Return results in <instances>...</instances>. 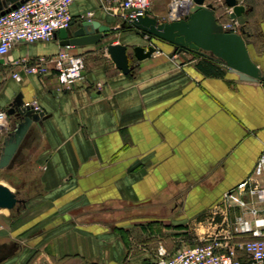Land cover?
<instances>
[{
  "label": "crops",
  "instance_id": "1",
  "mask_svg": "<svg viewBox=\"0 0 264 264\" xmlns=\"http://www.w3.org/2000/svg\"><path fill=\"white\" fill-rule=\"evenodd\" d=\"M172 1L150 0L148 10L171 21ZM242 1L264 73V0ZM71 11L76 24L90 18L111 31L82 46L62 45L58 31L0 55V106L37 99L44 112L0 170L22 200L0 208V264H155L159 243L175 251L215 230L221 216L212 221V207L253 170L264 147V81L240 79L212 53L178 51L123 27L119 0H76ZM152 40L158 50L137 59L134 46ZM111 43L129 46L128 74ZM65 48L85 59V79L67 88L54 69ZM39 56L55 58L42 76L13 64ZM17 68L20 81L11 76ZM13 119L0 127V153ZM193 231V241L177 244Z\"/></svg>",
  "mask_w": 264,
  "mask_h": 264
},
{
  "label": "built area",
  "instance_id": "2",
  "mask_svg": "<svg viewBox=\"0 0 264 264\" xmlns=\"http://www.w3.org/2000/svg\"><path fill=\"white\" fill-rule=\"evenodd\" d=\"M76 0H25L0 14V55L7 54L14 44L52 40L61 28L73 22L71 7ZM124 21L131 22L138 14H145L150 0H119ZM192 0H173L170 3L171 18H184ZM228 31L241 32V25L230 18L231 9L225 7ZM149 11V10H148ZM184 16V17H183ZM149 38L151 36L147 35ZM149 45H155L153 40ZM55 68L61 86L67 88L74 81L85 79V59L62 49L57 54ZM54 57L39 56L33 60L15 59L16 67H23L29 74L44 75ZM225 65V64H224ZM22 79L17 68L11 73ZM23 109L43 112L37 99L26 101ZM9 121L6 109L0 106V127ZM236 210V211H235ZM235 215L231 217V212ZM212 221L221 222L215 230L205 232L197 240L175 251L159 243L155 264H264V147L251 173L225 192L220 203L210 211Z\"/></svg>",
  "mask_w": 264,
  "mask_h": 264
},
{
  "label": "water",
  "instance_id": "3",
  "mask_svg": "<svg viewBox=\"0 0 264 264\" xmlns=\"http://www.w3.org/2000/svg\"><path fill=\"white\" fill-rule=\"evenodd\" d=\"M25 0H0V8L5 7L0 14ZM227 6L231 9L230 18L241 26V32L228 31L217 15L218 10ZM246 17V4L242 0L216 1L192 0L188 14L184 18L171 21H159L147 10L145 14H138L131 22L123 21L125 28H137L143 34L172 43L178 51H195L201 54L212 53L219 58L226 67L239 75L242 80L264 81V73L251 55L246 36L251 33L246 26L249 23ZM111 27L98 20L84 18L79 23L74 21L68 28H61L59 35L64 46H82L99 43ZM155 43V42H154ZM156 44V43H155ZM158 50L156 45L147 48L142 45L134 46V56L139 59L150 57ZM113 62L123 73L131 71V55L129 46L122 43H111L107 46ZM23 102L16 100L8 110L14 119L11 130L4 139L0 153V170L11 162L16 150L28 132L33 122L41 125V116L44 112H35L32 109H23ZM15 106H20L16 110ZM22 200L8 185L0 181V208L14 209Z\"/></svg>",
  "mask_w": 264,
  "mask_h": 264
},
{
  "label": "rangeland",
  "instance_id": "4",
  "mask_svg": "<svg viewBox=\"0 0 264 264\" xmlns=\"http://www.w3.org/2000/svg\"><path fill=\"white\" fill-rule=\"evenodd\" d=\"M225 9H226V8H225V6H224V10H223V12H221V16H222L221 18H223L224 21L227 22L229 18H228V16H227L226 13H225ZM241 27H242V26H241ZM151 39H152V37H151ZM153 39H155V37H153ZM147 42H149V40L146 39V38H144V39H143V43H144V44H147ZM150 42H151V41H150ZM155 43H156V42H155ZM134 45H135V43L131 45V51H132V49H133L132 47H133ZM155 45L157 46V43H156ZM157 47H158V46H157ZM158 48H159V47H158ZM28 212H29V211L23 212V213H22V216L18 218V221L21 220L26 214H28ZM195 236H196V235H195L194 231H193V233H191V234H189V235H181V236H178L179 239L177 240V244H181V243H182V241H181L182 239H184L185 241H193L194 238H195Z\"/></svg>",
  "mask_w": 264,
  "mask_h": 264
},
{
  "label": "trees",
  "instance_id": "5",
  "mask_svg": "<svg viewBox=\"0 0 264 264\" xmlns=\"http://www.w3.org/2000/svg\"><path fill=\"white\" fill-rule=\"evenodd\" d=\"M152 38H153V36L152 35H150ZM132 59H131V63H132V60L134 59V57L132 56L131 57ZM206 71H209L208 69H206Z\"/></svg>",
  "mask_w": 264,
  "mask_h": 264
}]
</instances>
